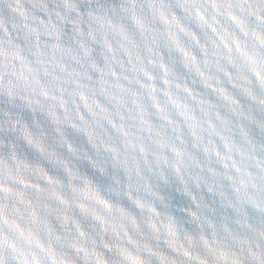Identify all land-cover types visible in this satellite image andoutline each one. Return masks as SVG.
Returning <instances> with one entry per match:
<instances>
[{
    "label": "water",
    "instance_id": "95a60500",
    "mask_svg": "<svg viewBox=\"0 0 264 264\" xmlns=\"http://www.w3.org/2000/svg\"><path fill=\"white\" fill-rule=\"evenodd\" d=\"M71 264H264V0H6Z\"/></svg>",
    "mask_w": 264,
    "mask_h": 264
}]
</instances>
